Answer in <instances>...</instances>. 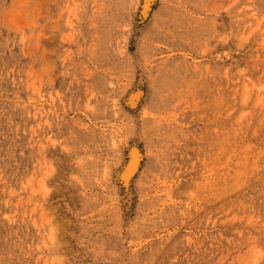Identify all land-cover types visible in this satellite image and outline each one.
I'll use <instances>...</instances> for the list:
<instances>
[{
	"label": "rangeland",
	"instance_id": "obj_1",
	"mask_svg": "<svg viewBox=\"0 0 264 264\" xmlns=\"http://www.w3.org/2000/svg\"><path fill=\"white\" fill-rule=\"evenodd\" d=\"M141 3L0 0V264H264V0Z\"/></svg>",
	"mask_w": 264,
	"mask_h": 264
},
{
	"label": "bare ground",
	"instance_id": "obj_2",
	"mask_svg": "<svg viewBox=\"0 0 264 264\" xmlns=\"http://www.w3.org/2000/svg\"><path fill=\"white\" fill-rule=\"evenodd\" d=\"M151 2H152V0H142V12L143 13H147L148 11H149V9H150V6L152 5L151 4ZM146 18V17H145ZM251 33V32H250ZM264 42V41H263ZM137 94V93H136ZM135 94V95H136ZM141 94H142V92H141ZM136 96H138V95H136ZM262 96V95H261ZM131 99V98H130ZM135 99H137V98H135ZM131 101H134V100H131ZM224 102V101H223ZM131 104V103H130ZM133 104L134 103H132V106H133ZM136 104V103H135ZM135 106V105H134ZM134 151V150H133ZM138 153V152H137ZM136 153V151L135 152H133L131 155H132V159H131V161L129 162V164L127 165V167H125V168H127V171L125 170V172H124V176L123 177H125V176H131V174H135V173H133V172H135V171H137L136 169H137V166H138V162H139V156H138V154ZM139 168V167H138ZM215 173V172H214ZM223 173V172H222ZM123 175V174H122ZM127 179H129L128 177H126V180ZM224 181V180H223ZM128 182V181H127ZM242 183V182H241ZM243 187V186H242ZM222 188V187H221ZM240 188V187H239ZM234 189V188H233ZM238 191H239V189H238ZM235 192V191H234ZM238 193V192H237ZM252 197V196H251ZM251 218V217H250ZM233 220V219H232ZM255 221V220H254ZM257 221V220H256ZM252 224H255V223H252ZM251 224V225H252ZM250 226V225H249ZM249 236V235H248Z\"/></svg>",
	"mask_w": 264,
	"mask_h": 264
}]
</instances>
